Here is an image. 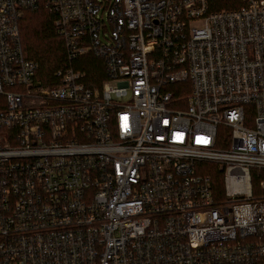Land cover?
<instances>
[{
	"label": "built area",
	"instance_id": "obj_1",
	"mask_svg": "<svg viewBox=\"0 0 264 264\" xmlns=\"http://www.w3.org/2000/svg\"><path fill=\"white\" fill-rule=\"evenodd\" d=\"M41 1L0 0V264H264V0H45L49 82Z\"/></svg>",
	"mask_w": 264,
	"mask_h": 264
},
{
	"label": "trees",
	"instance_id": "obj_2",
	"mask_svg": "<svg viewBox=\"0 0 264 264\" xmlns=\"http://www.w3.org/2000/svg\"><path fill=\"white\" fill-rule=\"evenodd\" d=\"M55 16L40 2L36 9L25 12L21 22V38L27 59L39 65V76L49 82L55 71L66 65L64 40L54 28ZM90 62L92 58L86 59ZM216 170L214 165H210ZM210 171L219 180L222 190V173ZM221 178V179H220Z\"/></svg>",
	"mask_w": 264,
	"mask_h": 264
},
{
	"label": "rangeland",
	"instance_id": "obj_3",
	"mask_svg": "<svg viewBox=\"0 0 264 264\" xmlns=\"http://www.w3.org/2000/svg\"><path fill=\"white\" fill-rule=\"evenodd\" d=\"M45 0H42L41 2L43 3ZM220 135L223 134V130L220 129ZM200 170H202V172H209V171H212V166H210L209 164H204L203 166L201 165Z\"/></svg>",
	"mask_w": 264,
	"mask_h": 264
}]
</instances>
